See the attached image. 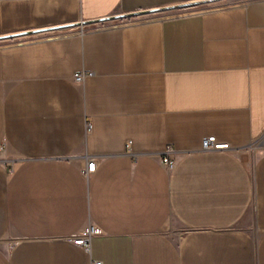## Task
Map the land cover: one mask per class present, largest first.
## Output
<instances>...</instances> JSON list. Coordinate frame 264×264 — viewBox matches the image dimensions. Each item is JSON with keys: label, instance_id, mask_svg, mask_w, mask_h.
I'll return each mask as SVG.
<instances>
[{"label": "crops", "instance_id": "0c3cea01", "mask_svg": "<svg viewBox=\"0 0 264 264\" xmlns=\"http://www.w3.org/2000/svg\"><path fill=\"white\" fill-rule=\"evenodd\" d=\"M186 1L0 0V264H264V0L84 24Z\"/></svg>", "mask_w": 264, "mask_h": 264}, {"label": "built area", "instance_id": "2783aa9c", "mask_svg": "<svg viewBox=\"0 0 264 264\" xmlns=\"http://www.w3.org/2000/svg\"><path fill=\"white\" fill-rule=\"evenodd\" d=\"M91 72L87 73L84 70L82 71H76L74 75H72L73 80L75 82H82L85 76L90 75ZM251 148L253 150L255 149H262L264 148V133L261 134L260 137L255 138L251 143ZM201 146L203 147L202 149H206V150H210V149H223L224 147H228L229 145L226 142H222L219 143L216 139L214 135H209L208 137H203L201 140ZM172 147L165 149L163 151V154L161 156V160L164 162V164L167 166L168 169H171L175 163L177 162V160H175L174 158H170L169 154L172 151ZM87 166L85 168H83L84 172H91L93 171V169L95 168V166L97 165V163H95V161H90L87 162ZM85 230H83L82 232H78L76 234H73L72 236H70V238L73 240V242L79 244V246L85 248V249H89V244H91L90 238L93 235H96V233H99L101 228H99L98 226H93L91 224H89L88 226H86L84 228ZM92 264H102L101 260H97L95 262H93Z\"/></svg>", "mask_w": 264, "mask_h": 264}, {"label": "water", "instance_id": "95a60500", "mask_svg": "<svg viewBox=\"0 0 264 264\" xmlns=\"http://www.w3.org/2000/svg\"><path fill=\"white\" fill-rule=\"evenodd\" d=\"M204 1H213V2H215V1H217V0H191L190 2H180V3H178L177 5H171V6H165V7H160V8H152L151 10H149V9H143V10H139V12H136V11H129V12H126V13H120V14H115V15H113V16H110V15H108V16H102V17H100L99 19H92V20H87V21H84V24H87L88 22H92V21H97V22H100V21H104V20H112L114 17H126V16H131V15H134V14H139V13H141V12H152L153 10H158V9H162V10H165L166 8H169V7H175V8H178V7H182V6H191V4H194V3H203ZM1 38V37H0Z\"/></svg>", "mask_w": 264, "mask_h": 264}, {"label": "rangeland", "instance_id": "374dc122", "mask_svg": "<svg viewBox=\"0 0 264 264\" xmlns=\"http://www.w3.org/2000/svg\"><path fill=\"white\" fill-rule=\"evenodd\" d=\"M229 2H230V0H217L215 2H213V1H204L203 3L199 2V3L191 4V6H188V5L187 6H182V7H179L178 9L173 8L172 11H170V12H175L176 14H178V13H181V12L191 11V10H194V9L204 10V8H209V7H213V6L217 7V5L222 6L223 4H227ZM134 15L126 16V17H123V18L122 17H114L113 19L131 20ZM138 15H140V13ZM257 149H255V150H257ZM258 150H260V149H258Z\"/></svg>", "mask_w": 264, "mask_h": 264}]
</instances>
